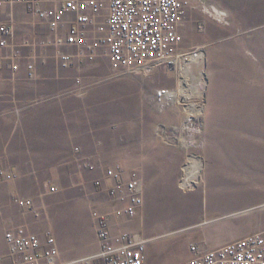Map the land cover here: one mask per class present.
I'll list each match as a JSON object with an SVG mask.
<instances>
[{
  "label": "rangeland",
  "instance_id": "374dc122",
  "mask_svg": "<svg viewBox=\"0 0 264 264\" xmlns=\"http://www.w3.org/2000/svg\"><path fill=\"white\" fill-rule=\"evenodd\" d=\"M191 1L227 10L230 26L219 25L198 9L187 11L179 29L180 46L203 47L205 56L189 83L193 86L189 97L180 100L178 94L164 108L154 100L156 90L179 91L180 86L178 77L165 68L146 74L116 73L103 57L80 69H63L57 49L41 45L52 34L22 6L11 8V16L0 17L13 20L23 64L31 61L37 72L39 68L51 70L67 86H102L105 78L86 73L109 68L113 86L124 88L125 99H115L105 120V110L101 109L97 125L105 140L100 145L104 153L97 156L96 163L86 160L85 168L97 164L104 173L120 164L138 172L144 184L143 205L136 218L118 220L116 234L127 231L141 237L147 241L145 248L159 247L165 259L171 257L177 264L190 258L192 245L223 246L264 231V86L257 80L252 45L246 42L250 36L264 34V19L255 16L264 7V0ZM104 21L103 16L101 27ZM202 22L204 30L199 31L197 25ZM225 47L233 54L235 65L229 73L221 74L224 58L220 53ZM190 113L194 122L187 129L185 119ZM226 133L230 135L225 137ZM51 187L47 186V195H52ZM95 187L88 184L80 188L95 202L77 196L72 204V210L90 225L94 211L111 212L113 208L109 201L97 205L101 196ZM14 198L12 203L21 213ZM35 207L32 215L38 212L42 218L44 209ZM60 212L69 213L70 209ZM9 229L0 222V264L5 259L18 264L4 240Z\"/></svg>",
  "mask_w": 264,
  "mask_h": 264
},
{
  "label": "built area",
  "instance_id": "2783aa9c",
  "mask_svg": "<svg viewBox=\"0 0 264 264\" xmlns=\"http://www.w3.org/2000/svg\"><path fill=\"white\" fill-rule=\"evenodd\" d=\"M14 6L36 18L52 34L41 45L54 47L60 67L81 68L106 57L112 71L123 74L149 73L158 67L178 77L179 91L157 89L154 100L164 108L172 99L189 97V83L204 59L203 47L185 49L180 46L179 29L189 9H198L207 18L222 26H230V14L214 4L193 3L191 0H0V17L12 15ZM105 11V15L103 12ZM105 17L104 27L100 19ZM198 30H204L199 23ZM27 45V41L24 42ZM14 23L11 18L0 20V69L6 66L18 71L22 59L16 48ZM27 78H35L32 62L25 63ZM184 89L185 93H181ZM191 96V95H190ZM193 114L185 119L192 127ZM0 177L13 180L15 175L0 170ZM111 181L107 189L111 212L94 211L96 235L100 251L93 259L61 260L54 236L42 237L18 226L4 234L9 254L18 264H144L147 241L127 231L112 235L113 219L136 218L143 205V180L135 170L115 165L104 172ZM97 181L96 185H100ZM54 187L50 192H54ZM22 210L34 211L31 200L14 198ZM39 217L38 212H34ZM192 257L179 264H264V231L251 234L223 246L201 250L189 248Z\"/></svg>",
  "mask_w": 264,
  "mask_h": 264
},
{
  "label": "crops",
  "instance_id": "0c3cea01",
  "mask_svg": "<svg viewBox=\"0 0 264 264\" xmlns=\"http://www.w3.org/2000/svg\"><path fill=\"white\" fill-rule=\"evenodd\" d=\"M255 16L264 19V7ZM248 39L258 69L257 80L264 86V34ZM226 49L220 53V58H224L221 74L229 73L235 65L231 61L233 54H228ZM86 74L107 81L102 86H67L58 80L57 73L47 69L39 68L38 72L35 69V78H27L22 62L16 72L6 66L0 69V170L15 175L8 182L0 177V222L11 228L26 227L41 237L44 232L50 233L61 260L66 262L93 259L100 251L94 220L91 225L85 223L72 210V204L77 196H85L80 188L88 184L96 186V193L101 196L97 205L109 201L107 189L112 182L105 179L97 164L90 163L88 169L85 165L89 159L96 163L97 156L104 153L100 145L105 140L98 134L97 125L101 109L105 110V120L115 106V99H125L124 88L113 86L109 68ZM45 79L49 82H43ZM97 181L101 184L96 185ZM49 185L56 193L47 195ZM13 197L31 200L34 208L36 205L44 209L43 217L35 218L32 212L23 210L20 213L12 203ZM85 198L91 203L96 201ZM62 209L70 212L62 213ZM118 223L116 219L111 221L112 235L117 233ZM189 254L191 258L190 251ZM177 263L171 257L165 259L159 247L145 248L144 264ZM1 264H11V260L5 259Z\"/></svg>",
  "mask_w": 264,
  "mask_h": 264
},
{
  "label": "bare ground",
  "instance_id": "6f19581e",
  "mask_svg": "<svg viewBox=\"0 0 264 264\" xmlns=\"http://www.w3.org/2000/svg\"><path fill=\"white\" fill-rule=\"evenodd\" d=\"M177 99V97H175L174 99H172V103L175 101ZM192 113V112H191ZM195 178H193V180H194Z\"/></svg>",
  "mask_w": 264,
  "mask_h": 264
}]
</instances>
